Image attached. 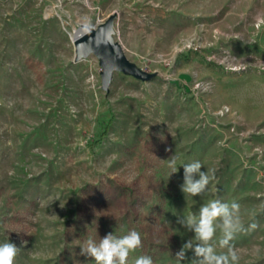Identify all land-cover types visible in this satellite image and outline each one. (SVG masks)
I'll list each match as a JSON object with an SVG mask.
<instances>
[{"label": "rangeland", "instance_id": "1", "mask_svg": "<svg viewBox=\"0 0 264 264\" xmlns=\"http://www.w3.org/2000/svg\"><path fill=\"white\" fill-rule=\"evenodd\" d=\"M107 21L146 78L104 83L96 54L75 60L76 25ZM194 161L215 177L199 196L180 187ZM105 178L151 184L131 231L146 236L162 205L176 248L140 246L128 264H179L195 240L178 220L217 199L240 205L239 264H264V0H0V244L16 245L14 264H95L74 254L75 222L80 189Z\"/></svg>", "mask_w": 264, "mask_h": 264}, {"label": "clouds", "instance_id": "2", "mask_svg": "<svg viewBox=\"0 0 264 264\" xmlns=\"http://www.w3.org/2000/svg\"><path fill=\"white\" fill-rule=\"evenodd\" d=\"M169 167L172 173L177 171L176 158H169ZM183 184L180 186L185 195L199 196L205 192L210 182L215 178L214 173L201 171L203 165L199 161L185 164ZM188 231L194 233V240L185 242L176 254L180 262L185 258L187 250L194 251L196 259L193 264H239V255L231 241L243 229L240 216V205L220 200H211L202 205L198 214L189 213L178 220ZM255 228V225H251ZM220 232L218 244H213L214 237ZM140 233L132 230L128 234L117 237L107 234L96 242L87 239L81 246V253L91 257L95 264H128L130 252L141 246ZM217 247L222 251H217ZM18 248L11 242L0 244V264H14ZM134 264H154L150 256L141 255Z\"/></svg>", "mask_w": 264, "mask_h": 264}, {"label": "trees", "instance_id": "3", "mask_svg": "<svg viewBox=\"0 0 264 264\" xmlns=\"http://www.w3.org/2000/svg\"><path fill=\"white\" fill-rule=\"evenodd\" d=\"M154 152L163 151L164 144L158 141L148 143ZM151 185V184H150ZM150 185L141 188L139 184H124L114 178H105L97 184H87L80 189L81 208L75 222L83 241L89 238L99 242L107 234L122 237L135 227L141 217L140 208L150 199ZM163 206L155 210V214L145 224L146 236L141 237V247L146 253L155 248L159 252L171 253L175 247L170 235L162 237L165 227L162 225ZM126 225L127 232L120 236L116 229ZM84 245V244H83ZM77 257H91L82 254L81 249L75 251Z\"/></svg>", "mask_w": 264, "mask_h": 264}, {"label": "water", "instance_id": "4", "mask_svg": "<svg viewBox=\"0 0 264 264\" xmlns=\"http://www.w3.org/2000/svg\"><path fill=\"white\" fill-rule=\"evenodd\" d=\"M111 26L107 21L97 28H77L73 34L75 60H79L89 53L96 54L103 66L102 77L108 83L114 70L124 74L146 78L147 76L132 65L123 54L121 46L110 37Z\"/></svg>", "mask_w": 264, "mask_h": 264}, {"label": "bare ground", "instance_id": "5", "mask_svg": "<svg viewBox=\"0 0 264 264\" xmlns=\"http://www.w3.org/2000/svg\"><path fill=\"white\" fill-rule=\"evenodd\" d=\"M77 28H90L91 29V27H89V26H87L86 24H84V23H78L77 25ZM76 28V29H77ZM75 29V30H76ZM74 34V33H73ZM71 40H72V42H73V35H72V37H71ZM116 43H118V42H116ZM119 44V43H118ZM120 45V44H119ZM121 46V45H120Z\"/></svg>", "mask_w": 264, "mask_h": 264}]
</instances>
